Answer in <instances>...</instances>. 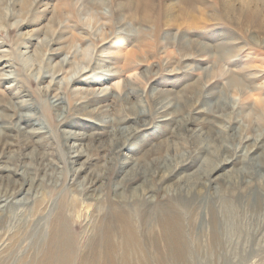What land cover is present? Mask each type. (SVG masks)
Masks as SVG:
<instances>
[{
	"label": "rangeland",
	"instance_id": "obj_1",
	"mask_svg": "<svg viewBox=\"0 0 264 264\" xmlns=\"http://www.w3.org/2000/svg\"><path fill=\"white\" fill-rule=\"evenodd\" d=\"M21 1L0 0V14L3 20L12 14L25 21L17 29L11 27L7 32L0 31V37L7 42L6 46L12 48L9 55L12 66L9 69L0 68V74L11 71V75L15 77V80L11 77L9 81L0 78V116L3 118L0 124L7 118L5 115L10 113L5 105L11 95L5 86L13 80L17 91L28 92L33 102L31 107L22 111H35L40 118L36 120L37 123L39 121L38 124L34 122L35 126L47 132L41 139L27 132L10 138L0 136V156L6 155L0 158V161H4L1 164H9L19 171L23 170L27 178L41 177L31 191L32 203L15 206V212L10 217L14 216V219L3 220L0 216V227L2 224L5 228L21 229L19 242L2 260L3 264H23L32 258L34 252L44 253L51 229L50 221L61 199L65 198L70 202L75 218L81 219L93 213L92 204L85 203L80 191L71 184L75 169L85 155L70 158L71 149L64 145V132L61 131L71 128L84 130V123L77 122L80 124L75 126L59 125L57 113L50 108L43 91L38 88L37 77L42 72L58 69L59 59L64 56L62 52L68 48L76 53L74 66H87V69H91V72L82 75L88 79L93 74L94 78L101 79L104 86H111L114 82L118 83L119 88L129 79H133L139 90L138 95L142 93L143 98L133 95L130 98L132 104L147 106V100L152 96L150 88L153 78L158 80L154 84L153 92L158 96L167 95L174 102L182 100L188 91L202 87L209 79L208 76L214 77L211 78L212 85L207 88L211 93L205 98L207 108L218 103V95H222L220 102L231 103L236 98L243 103L242 111L233 115L242 122L238 129L240 135L237 137H229L223 131L217 132L209 128L208 124H204L206 122L200 123V129L195 131L177 128L171 137L174 151L169 153L175 157L172 162L177 161L180 156L188 157V154L194 153L202 146L216 155L213 158L215 161L227 154L226 145H233L243 135H264V117H260L255 109L257 102L264 99V31L249 25L244 28L235 25L223 11L221 1H196L195 8H192L194 16L191 17L190 10L178 5L176 1L152 0L153 21H147L149 19L144 18L141 12L131 16L123 6H119L118 0H28L24 6ZM15 19L17 17H13L11 22ZM31 37H48L50 41L44 45ZM191 39L194 44L186 45V40ZM21 42L24 45L29 42L27 49L34 56L38 54L36 60L33 56L32 59L22 61L16 50ZM58 46L62 47L61 54L47 55L50 47ZM19 47L25 49L23 46ZM221 47H225V50L219 51L218 48ZM130 49L134 50L133 60L126 65L121 60ZM46 56L51 58L48 60ZM243 76H246V79H243ZM233 78L243 83L248 82V86L242 92L236 91L230 84ZM45 79L46 82L42 85L47 84L49 77ZM81 86L90 88L92 85L86 83ZM183 88H186V92L182 91ZM56 91L66 94L68 106L71 107L72 96L70 97L66 82L57 85ZM105 114L118 117L119 107L112 105ZM71 117L73 116L70 115L69 119ZM77 118L74 116L70 121L73 123ZM190 128L194 130V127ZM159 137L156 130L148 131L136 137L128 148H122L115 155V159L120 161L124 157H131L132 164L128 170L132 172L136 166L143 172L152 171L159 162L157 158L162 160L167 153L165 145L157 139ZM3 140H7L8 144H3ZM84 141L86 143L87 140ZM93 145H81L82 152L91 155L93 159L78 173V179H95L98 175L100 179L97 178V185L100 184L104 196H108L107 182L116 183L123 174L109 180L103 179L102 176L110 177L107 174L111 172L113 161L104 163V160L108 159L107 153L112 147V142L103 138ZM201 159L193 166L194 170ZM69 160H73V163ZM214 161L208 164V169L214 165ZM261 162L262 164L256 163L251 168L245 167L244 171H241L244 166L240 162L230 165L226 168L228 171L221 172L223 176H230L231 180L227 183L208 189L196 184L191 190H186L188 194L181 192L182 195H177L176 198L185 199L183 215L187 226L186 236L192 246L190 261L185 264H264V195L262 200L261 195L259 196L261 201L258 202L255 199L245 200L243 196L229 197V191L235 186L240 189V194L243 193L246 184L255 182L251 177L264 182V169L258 170L264 167V159ZM16 173L8 176L6 171L0 170V195L3 198L16 199L12 198L15 194L11 192L13 188H18V184L23 183V177ZM185 173L188 172L184 171L183 174ZM200 173V176L207 173V168L203 172L200 169ZM180 175L181 173L168 180L163 186L168 189L176 188ZM195 179L196 177L191 178L189 185H192ZM140 186L141 189H146L158 185L157 182L147 180ZM21 194L23 192L17 196ZM221 200L224 201V217L223 212L219 211ZM226 202L228 205L225 207ZM212 206L218 210V216L222 219L216 240L211 238L207 231V211ZM142 209H139L136 216L143 229L148 252L154 253L153 247L158 246L162 254L168 253L163 241L158 240V225L149 217L147 210L145 209L144 213ZM7 213L10 214L8 211ZM71 223L70 231L79 233L81 227ZM227 241L229 244L225 245Z\"/></svg>",
	"mask_w": 264,
	"mask_h": 264
},
{
	"label": "bare ground",
	"instance_id": "obj_2",
	"mask_svg": "<svg viewBox=\"0 0 264 264\" xmlns=\"http://www.w3.org/2000/svg\"><path fill=\"white\" fill-rule=\"evenodd\" d=\"M36 1L34 0V2ZM173 1L190 10V16L193 17L192 8H195L194 4L199 0ZM218 1L222 2L223 11L226 12L227 17L235 25L241 28L249 25L264 31V0ZM27 2L28 0H22L21 5L24 6ZM117 2L131 16L137 12H141L144 18L149 19L147 21H153L152 0H118ZM13 17H17V19L11 22ZM24 22L18 16H12V14L7 16V18L4 17L3 20L0 14V31L4 30L7 32L11 27L17 29ZM182 37L184 36L182 35ZM35 38L38 43L41 42L44 45L50 41L48 37H42L40 39L31 37V39ZM6 44L7 42L0 37V68L3 69H9L12 66L9 60L12 48L7 47ZM25 44L21 42L19 45L23 46L25 48L24 50L18 45L16 47L17 53L23 62L30 58L32 59L34 56L27 49L29 42ZM193 44L192 39L186 40V45L192 46ZM61 48L60 46L50 47L47 55L61 54ZM218 50L224 51L225 47L218 48ZM62 53L64 56L59 59L60 67L58 69L51 71L44 70L46 72H42L37 77V81L39 82L38 88L40 91H43L42 93L47 99L50 108L57 113L56 116H58L59 125L74 124L75 126L76 124L84 123V130H72V128L60 130L64 132V145L71 149L69 157L85 155L83 161L75 169V175L71 178V184L80 191L81 198L85 203L92 204L93 213L81 219L75 218L70 202L65 198L61 199L50 221L51 229L44 253L34 252L32 258L24 261L23 264L188 263L190 261L192 246L186 236L187 226H185V218L183 215L185 199H178L176 198L177 195L181 194V192L188 194L186 190H191L196 184L200 187L205 186L208 189L215 188L221 183H227L231 180L229 179L230 176H223L221 172L224 170L228 171L229 169H226L227 167L236 165L238 162L244 166L241 171H244L245 167L251 168L256 163L262 164L261 160L264 159V135L262 133L243 135L233 145H226L225 153L227 154L215 161L213 158L216 155L207 147L202 146L194 153L188 154V157L180 156L177 161L172 162L175 157L169 153L174 151L171 137L177 128L195 131L200 129V123L206 122L204 124H208L209 128H213L217 132L223 131L229 137H237V135H240L238 129H240L239 126L242 125V122L233 115L242 111L244 108L243 103L239 102L236 98L231 103L220 102L222 95H218L217 100L215 99L218 103H214L211 108H207L205 106V98L211 95L207 88L212 85L211 78L214 77L208 76L209 79L204 82L202 87L199 86V88L188 91L185 93V97L181 98L182 100L178 99L174 102L167 95L166 97L158 96L154 93L155 91L153 92L155 89L154 84L158 82L156 78H153L151 82L153 84L150 88L152 96L147 100V106L140 103L132 104L130 98L133 95H138L139 91L134 85L133 79H129L120 88L118 87V83L115 84L114 82L111 86H104V84H101V79L98 77L94 78L93 74H91L89 79L86 76H82L86 72H91V69H87V66H74L73 61H75L74 58L76 57L74 50L68 48ZM98 55L101 56L100 53ZM133 55L134 50H128L121 62L126 65L131 63ZM37 57L38 54H35L34 59L36 60ZM45 58L49 60L51 56H46ZM67 66L70 69H66L65 67ZM118 74L119 71H117L116 75ZM11 77L13 79L15 78L11 75V71L7 74H0V78H4L5 81H9L8 79ZM48 77L47 84L42 85V83L46 82L45 78ZM245 77L243 76V79H246ZM83 81L85 83H82ZM12 82L13 80L5 86L8 94L11 95L5 105L10 110V113L5 115L7 118L0 124V136L10 138L27 132L37 139H41L47 131L35 126V123H37L36 120L40 119L38 114L35 111L30 113L22 111L23 109H28L33 104L29 93L23 90L17 91V87ZM63 82H66L70 97L72 96L71 107L68 106L69 100L66 94L56 91L57 85ZM230 82L238 92L239 90L242 92L248 86V82H240L237 78L231 79ZM86 83L92 86L90 88L81 86ZM182 91L186 92V88H183ZM15 92L17 93L14 94ZM136 97L143 98V94L141 93ZM112 105L119 107L120 116L109 117L105 114L108 107ZM255 109L260 117H264V99L257 102ZM70 115L78 118L76 120L74 119L75 121L72 123L73 117L69 119ZM0 120H3L1 116ZM190 127H194V130ZM153 130L159 133L160 137L157 139H160L159 142L165 145L164 148L167 153H165V157L162 160L161 158H157L159 162L152 171L143 172L141 168L136 166L132 172L128 170L132 164L131 157H124L120 161L115 159V155L122 148H128L136 137H140L142 134ZM103 138H107L112 142V147L107 153L108 159L107 161L104 160V163H109L110 160L113 163H111V172L107 174L110 177L102 176V178L109 180L111 177L123 174L119 178L120 181L111 184L107 182L108 187L106 191L109 194L108 196H104L102 186L100 184L97 185V178L100 179L98 175L95 179H85V177L82 180L78 179V173L83 171L85 164L90 163V160L93 159L91 155L82 152L81 145L94 146V143L100 142ZM84 140H87L86 143ZM6 142L7 140H3V144L7 145L8 143ZM2 156L5 157L6 155H1L0 158ZM202 157L203 160L201 159ZM199 159H201V162L194 170L193 166L196 165ZM69 161L73 163V160ZM212 161L215 163L208 169V164ZM2 162L4 161H0V170L6 171L8 176H11V173L15 174L17 172L16 174L23 177V183L18 184V188H13L11 192L15 194L12 197L16 198L15 200L3 198L0 195V216L3 220H7L8 218L14 219V216L12 218L10 217L15 212V206L32 203L30 199L32 195L31 191L35 188V183L41 180V177L27 178V174H24L23 170L19 171V169L11 167L9 164L2 165ZM27 167H29L28 164ZM206 168L207 173L200 176V169L203 172L206 171ZM260 169H264V167L258 170L260 171ZM184 171L188 173L183 174ZM180 173L181 175L178 177V184H176L178 186L176 188L168 189V187L163 186L164 183L172 180ZM194 177L196 179L193 181V184L189 185L190 179ZM251 179L255 182L246 184V189H244L245 191L243 193L240 194V189L235 186L234 189L229 191V197L236 198L243 196L248 201L251 199H255L257 202L261 201L264 195V182L258 178L251 177ZM147 180L157 182L158 186H149L146 189H141V183H145ZM12 181L15 182L14 179ZM101 183H104V181H101ZM158 190H163V192L160 193ZM22 192L23 194L17 196ZM260 195L261 200L259 198ZM226 197L224 196V198ZM227 205L228 202H226L225 207ZM220 207L221 210L219 211L223 212L222 216L224 217L223 200L220 201ZM142 208L147 210L149 217L153 218V221L158 225V240L163 241L168 253L162 254V250L158 246L153 247L154 253L150 254L148 252L142 234L143 229L136 216L139 209ZM145 209H142L144 213L146 212ZM7 211L10 214L7 213V215ZM207 213L209 215L207 231L211 238L216 240L220 232L222 219L219 218L218 210L213 206L208 208ZM70 223L75 224L77 227L80 226L81 231L77 234L71 232L69 228ZM20 234L21 229L14 230L12 228H5V225L2 226L1 224L0 264H3L2 260L15 247V244L19 242ZM216 242L218 244L220 243L219 241ZM228 244V241L225 242V245Z\"/></svg>",
	"mask_w": 264,
	"mask_h": 264
}]
</instances>
